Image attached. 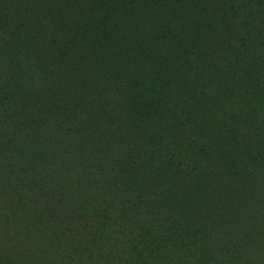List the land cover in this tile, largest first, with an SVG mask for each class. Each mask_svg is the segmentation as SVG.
<instances>
[{"label":"trees","instance_id":"1","mask_svg":"<svg viewBox=\"0 0 264 264\" xmlns=\"http://www.w3.org/2000/svg\"><path fill=\"white\" fill-rule=\"evenodd\" d=\"M0 264H264V0H0Z\"/></svg>","mask_w":264,"mask_h":264}]
</instances>
